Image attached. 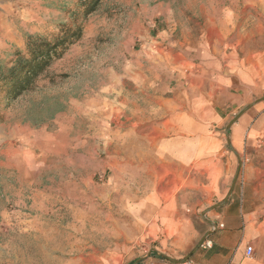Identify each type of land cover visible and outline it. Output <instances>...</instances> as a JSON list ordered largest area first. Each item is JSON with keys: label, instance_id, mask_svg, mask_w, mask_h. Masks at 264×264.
Segmentation results:
<instances>
[{"label": "rangeland", "instance_id": "rangeland-1", "mask_svg": "<svg viewBox=\"0 0 264 264\" xmlns=\"http://www.w3.org/2000/svg\"><path fill=\"white\" fill-rule=\"evenodd\" d=\"M63 25L81 37L29 88L11 98L0 74V264H86L112 248L105 215L129 219L102 200L144 199L148 133L187 83L231 75L230 61L244 67L250 100L215 130L233 177L240 164L236 184L264 206V0H0V73L29 35Z\"/></svg>", "mask_w": 264, "mask_h": 264}, {"label": "crops", "instance_id": "crops-1", "mask_svg": "<svg viewBox=\"0 0 264 264\" xmlns=\"http://www.w3.org/2000/svg\"><path fill=\"white\" fill-rule=\"evenodd\" d=\"M228 69L231 75L209 83H187L183 99L148 133L151 160L145 170L154 179L144 199L102 200L118 205L129 222L107 213L115 243L86 264H264L263 199H255L247 184H235L227 202L209 209L226 196L235 167L225 137L215 129L226 121L227 108L250 100L244 67L230 61ZM248 118L232 129L236 146ZM206 235L209 245L198 246Z\"/></svg>", "mask_w": 264, "mask_h": 264}, {"label": "trees", "instance_id": "trees-1", "mask_svg": "<svg viewBox=\"0 0 264 264\" xmlns=\"http://www.w3.org/2000/svg\"><path fill=\"white\" fill-rule=\"evenodd\" d=\"M81 35V28L68 25H63L61 30L51 34L50 38L46 35H29L25 43L26 52H17L11 66L1 70V80L8 86L7 94L14 98L29 88L52 60Z\"/></svg>", "mask_w": 264, "mask_h": 264}, {"label": "water", "instance_id": "water-1", "mask_svg": "<svg viewBox=\"0 0 264 264\" xmlns=\"http://www.w3.org/2000/svg\"><path fill=\"white\" fill-rule=\"evenodd\" d=\"M250 106H251V105H248L245 109H248ZM245 109H244V110H245ZM241 113H242V112H241ZM241 113H240V114H241ZM240 114H239V115H240ZM239 115H238V116H239ZM238 116H237V117H238ZM237 117H235V119H237ZM235 119H233L230 123H228V125H227V127H226L227 143H228V145H229L230 147H231V143H230V138H229V129H230V127L232 126V124L235 122ZM239 170H240V164H239V165L237 166V168H236V172H235L234 177H233V179H232V182H231L230 188H229V190H228L226 196H225L224 199L222 200V202L213 205V206L210 207L209 209L216 208V207H218L219 205L225 203V202L228 200V198H229L230 194L232 193V191H233V189H234V186H235V184H236V180H237V177H238ZM209 209H208V210H209ZM206 211H207V210L203 211V215L206 213ZM201 244H202V241L198 244V246H200Z\"/></svg>", "mask_w": 264, "mask_h": 264}, {"label": "built area", "instance_id": "built-area-1", "mask_svg": "<svg viewBox=\"0 0 264 264\" xmlns=\"http://www.w3.org/2000/svg\"><path fill=\"white\" fill-rule=\"evenodd\" d=\"M209 243H210L209 241H206V242L202 243L201 245L204 244L203 246H208ZM252 251H253L252 246H251V245H248V246L246 247L245 254H246V255H250V254L252 253ZM148 264H152V263L149 262Z\"/></svg>", "mask_w": 264, "mask_h": 264}]
</instances>
